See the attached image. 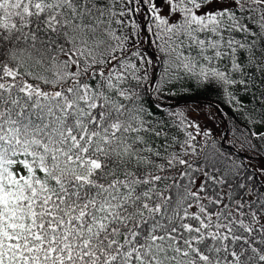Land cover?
<instances>
[{
    "label": "snow or ice",
    "instance_id": "1",
    "mask_svg": "<svg viewBox=\"0 0 264 264\" xmlns=\"http://www.w3.org/2000/svg\"><path fill=\"white\" fill-rule=\"evenodd\" d=\"M0 264H264V0H0Z\"/></svg>",
    "mask_w": 264,
    "mask_h": 264
},
{
    "label": "trees",
    "instance_id": "2",
    "mask_svg": "<svg viewBox=\"0 0 264 264\" xmlns=\"http://www.w3.org/2000/svg\"><path fill=\"white\" fill-rule=\"evenodd\" d=\"M185 99L189 101L187 105L183 103V100ZM169 103L176 104L177 101L172 100L169 101ZM209 103L214 104L215 107L209 108L207 106ZM197 104H199V110L193 111L192 115L193 118L199 121L202 127L204 125H208L209 127H212L214 129L217 127L223 128V123H222L223 118L220 116V112H227L229 113V115L231 114L227 106L221 103V101L215 95V93H212L207 96L197 95L196 93H193L191 96L181 99L180 107L184 108L187 111L196 108ZM217 109H220V112H218ZM209 113H215V119L210 117L208 115ZM204 119L207 121V123H205Z\"/></svg>",
    "mask_w": 264,
    "mask_h": 264
},
{
    "label": "rangeland",
    "instance_id": "3",
    "mask_svg": "<svg viewBox=\"0 0 264 264\" xmlns=\"http://www.w3.org/2000/svg\"><path fill=\"white\" fill-rule=\"evenodd\" d=\"M205 123H207V121L204 119Z\"/></svg>",
    "mask_w": 264,
    "mask_h": 264
}]
</instances>
